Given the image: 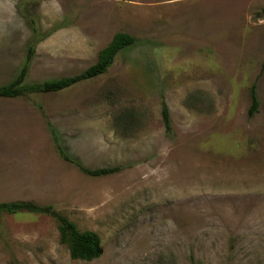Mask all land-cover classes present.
<instances>
[{"label":"rangeland","instance_id":"374dc122","mask_svg":"<svg viewBox=\"0 0 264 264\" xmlns=\"http://www.w3.org/2000/svg\"><path fill=\"white\" fill-rule=\"evenodd\" d=\"M264 0H0V86L83 72L119 32L109 70L0 99V202L51 205L103 254L74 261L48 215L0 214V264H264ZM256 84L257 111L249 117ZM172 131L162 119V103ZM58 142L90 177L58 154Z\"/></svg>","mask_w":264,"mask_h":264},{"label":"trees","instance_id":"16d2710c","mask_svg":"<svg viewBox=\"0 0 264 264\" xmlns=\"http://www.w3.org/2000/svg\"><path fill=\"white\" fill-rule=\"evenodd\" d=\"M26 17L31 30V38L27 45L25 62L18 75L9 83L0 86V99H11L26 97L36 94L57 93L71 88L81 82L97 78L105 74L113 65L116 56L125 48L135 44L137 38L119 32L113 36L108 45L102 48L97 55L96 62L83 72L57 79H49L42 82H28L30 65L34 60L35 48L50 32L45 33L34 16L22 12ZM258 17H264V8L257 13ZM251 106L248 111L252 117L257 111L259 100L256 92V84L250 90ZM162 119L167 132L172 131L170 110L166 102L162 103ZM51 134L56 144V149L61 158L75 165L83 174L90 177H105L120 171L121 167H104L98 169L87 168L80 160L72 157L61 143L58 142L56 131L48 122ZM21 212L48 215L52 217L59 226L60 240L68 247L70 258L74 261L91 262L100 258L103 254L102 239L97 232L81 231L77 225L66 215L56 211L51 205H40L32 201L0 202V214L15 215Z\"/></svg>","mask_w":264,"mask_h":264}]
</instances>
